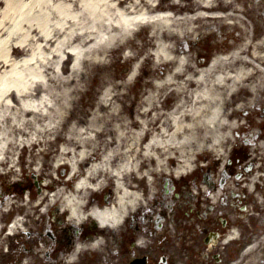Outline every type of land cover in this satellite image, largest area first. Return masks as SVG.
<instances>
[{
  "label": "bare ground",
  "instance_id": "bare-ground-1",
  "mask_svg": "<svg viewBox=\"0 0 264 264\" xmlns=\"http://www.w3.org/2000/svg\"><path fill=\"white\" fill-rule=\"evenodd\" d=\"M158 1L163 0H2L0 72L7 68V72L10 70L12 74L20 75L22 72L17 71L20 65L45 67L57 62L61 65L58 75L68 78L64 83L69 93L58 102L48 97L49 86L41 80L40 88L35 85L26 88L29 90L27 98L35 100V104L28 100L29 107H22L18 117L6 110L9 117H13L11 135L3 137L0 144V164L9 165L7 173L16 172L15 155L19 149L27 147H41V157L38 156V172H41L53 155L48 146L58 140L62 142L53 168L66 167L69 178L59 181L65 188L58 189L53 197L40 199L38 208L43 206L42 209L46 210L44 203L56 205L58 198L74 223L84 224L91 215L102 228H115L126 214L145 206L144 186L157 200L159 182L168 178L174 181L190 172L195 156L210 155L222 162L227 157L228 147L236 145L234 139L237 140V131L241 128L239 114L254 112V115L258 107L264 106V24L255 29L253 20H239L244 36L243 42L235 48L237 52L200 68L202 61L192 63L188 47L174 48L175 45L184 43L188 46L184 40L192 39L196 34L194 23L197 20L215 22L228 18L218 12L207 15V11L215 12L225 4L241 3L193 0L201 12L193 18L175 19L170 13H161L164 17L153 14L159 10ZM173 1L168 8L183 4L181 10H185L189 6L186 0ZM82 14L93 19L90 24L93 31H84ZM102 19L108 23H102ZM140 23L157 26L160 30L158 39L163 42L161 49L167 56L163 64L174 63L172 74L158 79L160 83L155 86V93L148 94L143 101V111L126 113L125 118L115 121L112 129L108 130L112 120L106 128L102 124L106 116L124 114L116 111L120 100L118 92L99 99L90 117L81 118V114L76 113V121L69 124L63 134V125L73 115L71 109L78 108L76 95L90 80L86 68H83L86 77L75 79L70 76L69 65H87L97 74L104 72L110 62L107 60L109 54L116 52L115 48L122 46L121 43L132 45L135 54L128 59L136 60L145 52V45H155V35H144ZM210 27L206 24L204 29ZM140 35L142 45L131 39ZM37 52L44 58L35 56ZM149 57L151 55L147 60ZM48 68L54 73L53 67ZM140 71L141 68H133V73ZM45 76L53 80L46 70ZM135 78L136 82L141 79L139 75ZM7 81L4 74L0 78V97L4 94L1 88H5ZM37 89L42 91L36 98L31 91ZM7 91L9 93L4 94L0 107L9 96L16 99L14 89ZM18 96L15 102H18ZM173 97H177L176 106L162 111L163 104ZM135 105L136 102H132V106ZM8 107L14 110L13 105ZM45 107L48 109L43 112ZM32 115L41 116V119L32 122ZM250 120V125L261 124L254 118ZM29 122L36 125L35 132L29 134L26 129L22 132L24 124ZM112 184H115V196L110 202L97 198L105 187ZM10 207L11 202H7L4 209ZM4 222L5 214L1 211L0 231L5 229ZM24 226L25 221L16 223V229ZM13 231V228L9 229V232ZM8 239L11 237L0 235V246L4 247Z\"/></svg>",
  "mask_w": 264,
  "mask_h": 264
},
{
  "label": "rangeland",
  "instance_id": "rangeland-1",
  "mask_svg": "<svg viewBox=\"0 0 264 264\" xmlns=\"http://www.w3.org/2000/svg\"><path fill=\"white\" fill-rule=\"evenodd\" d=\"M187 4L189 5L185 10H181L183 8V4L179 6L178 8H168L169 5L174 4L173 0H163L158 1L157 6L159 7L158 12L153 13L155 15H159L160 17H164L163 15H160L161 13H170L172 14L175 19L178 18H184L189 17L193 18L197 16L201 10L197 8L195 2L193 0H186ZM239 2V1H238ZM246 2V1H244ZM237 3V2H236ZM240 3V2H239ZM238 3V4H239ZM256 6V5H255ZM0 9H1V3H0ZM263 10L261 12H264V6H258L257 11ZM222 12L225 17L224 21H208V20H202L199 19L194 23V27L197 29L196 34L190 38H185V42H187L188 46H186L184 43H177L174 48H178L181 46L188 47L189 50V59L192 60V63H203V67H207L210 65L212 61V57H214L216 54H227V56H232L234 50H236V46L239 43L243 42V31L242 27L239 24V20L241 21H248L250 22L253 20L255 22V26L253 28L261 27L262 24H264L263 16H259L256 14L255 8L253 5H236L233 3L231 6H227L225 4L224 7L219 9L215 12L207 11V15H210L211 13H217ZM238 15V16H237ZM259 20H257V16ZM256 16V17H255ZM262 17V18H261ZM158 18V17H157ZM93 19L89 15L82 14V23L84 31H93L91 28V23ZM102 23L107 24L108 21L105 19L101 20ZM208 24L210 25V29L205 30L204 26ZM225 26V27H223ZM140 29H142V32L144 35H155V45H145V52L143 54H140L138 58L134 61L129 60L128 58L133 56L135 54V49L132 47V45H129L128 43H121L122 46H118L115 48L114 53H110L109 59L110 62L108 63L107 67L105 68L104 72H100L99 74L92 71V68L90 66L87 67L81 65L82 67H79V65H69V68L71 70V75L73 78L77 77H86V74L83 70V68L88 69V73L90 75V80L87 84H84V88L80 93L76 95V100L79 102L77 109H71V112L73 115L70 116V119L67 124L63 125L62 132L65 134L69 124L76 121V118L78 115L76 113L81 114V118L90 117V114L92 111L96 110L97 103L99 102V99L107 96L109 93L114 94L117 93V97H119L120 100L117 102V108L116 111L123 112L122 115H116V116H106L103 127L106 128L108 125V122L112 120L110 124L112 126H108V130L112 129L114 125L116 124L115 121L121 120L122 118L126 117V113H139L143 111L144 105L143 101H145V97H147L148 94L154 92L155 93V86H158L160 82H158V79L162 77L163 75H171L174 68V63L168 62L166 66H164V62L167 61V56L165 52L161 49V45L163 42L161 39H158L160 36V30L157 26L150 25H140ZM165 36V35H164ZM166 37V36H165ZM131 39L135 40L136 43H139L142 45V37H131ZM158 39V40H157ZM99 42V39H97ZM149 59L147 60L148 56ZM35 56L39 58H44V55L40 54V52H37ZM220 58V57H217ZM151 59V60H150ZM106 60V62H107ZM147 60V61H146ZM56 63V64H55ZM48 67L54 69L51 71ZM133 68H141L140 72L133 73ZM61 69V65L57 62H54L53 65H48L43 67V65L39 66H32L27 67L24 65H20L17 68V71H21L22 74L15 75L10 72V70L7 72V68L1 69L2 72H0V78L6 74V77L8 81L6 84H2L5 86V88H1V90L4 91V94L9 93L7 90L14 89L16 93V99L17 96L21 93V96H18V102H15L16 99L11 98L10 96L6 98L2 103V106L0 107V144H2V138L6 135H11V126L13 125V117H9V112L6 110L9 109L12 111L14 115L19 116V113L21 112L20 109L28 108L30 100L32 103H36L35 100L31 98H27V92L29 90H26L27 87L31 86H37V88H40L39 82L43 80L46 84V86H49V89H47L48 97L50 99H53V102H58L59 99L62 96H66L69 93L68 86L64 83L65 80H67V77H63L62 75L59 76L58 73ZM144 69V71H143ZM33 70V71H32ZM45 70L47 71L50 78L53 80H48V78L45 75ZM63 70V69H62ZM149 70L152 72L150 73ZM264 70V69H263ZM53 73V75H52ZM140 76V81L136 82L135 76ZM25 77V80L23 81ZM96 80V82H93ZM181 81V79H178ZM23 81V82H22ZM27 86H25V85ZM138 84V85H137ZM116 85V88L114 87ZM120 85V87H118ZM21 87V91H20ZM113 87V91L112 90ZM42 90H34L31 91V93H34V96L37 98L40 96ZM120 91V92H119ZM12 92V91H10ZM3 95L0 97V102L2 101ZM119 95V96H118ZM176 98L173 97L171 100H168L166 104H163L162 111L166 112L170 109H173L174 106H176ZM163 101V99H162ZM132 102H136L135 106H132ZM14 106V110H11V107L8 106ZM166 107V108H165ZM48 109V107L43 108V112H45ZM52 109H55L53 106ZM36 112H41L38 110H35ZM258 117H260L262 121H264V106L258 107L255 110ZM254 113V112H252ZM252 113H246L241 112L239 114L240 116V127L246 126L247 128H252L251 125H248L247 122L250 118V115ZM32 122L35 120L41 119V116L38 115H32L30 117ZM36 125L33 123H25L22 129V132H25V129L29 131V134L32 132H35ZM261 130H264V123L263 125L259 126ZM240 128L239 130H241ZM238 130V131H239ZM16 130H14L15 133ZM237 131V132H238ZM244 131V130H243ZM262 134L264 132L262 131ZM207 137H210V135L207 134ZM234 138V137H233ZM235 143L237 145V140H235ZM254 142H245L244 140H241L238 142V147H252ZM62 142L61 141H55L53 144L48 146V150L53 153V155L49 158V160L46 161L45 166L41 172H38V168H40V161L38 159V156L41 157V147H27L22 148L17 151V154L15 155V159L17 162V166L15 168V173H7L9 170V165L5 164L0 167V188L1 189H10L8 190L10 193L7 194V199L10 200L13 198V201L16 200V203L13 205H17L18 202H21L22 197L21 193H23L22 189L19 188H13L14 184L17 182L16 179L23 178L22 182H24V179L27 180L26 175H36L37 179L31 178V188L33 190V195H37L38 191L42 194L40 198L46 197L49 198L51 192L57 193L58 189H64L65 186L62 185L59 181L62 179L65 180L68 176V169L65 167L63 169H58L56 166L55 159L58 154L59 147H61ZM233 145V144H232ZM229 146L227 149V154L230 155L231 150L234 146ZM261 147L264 146V141L260 142ZM254 150V147H252ZM264 149V148H263ZM252 150V154L249 156L257 157L258 154ZM263 154V152H262ZM261 154V155H262ZM204 155V156H203ZM200 154V157L203 158V164L206 162L207 167L209 166V161L211 159L210 155ZM197 156H195L193 159L196 160ZM210 166H213V163H211ZM209 169V168H208ZM65 174V175H64ZM15 179V180H14ZM15 181V182H14ZM42 183V184H41ZM42 188L43 184L46 188H43L41 190H38V186ZM21 186V185H18ZM23 186H25L23 184ZM13 188V189H11ZM39 188V189H40ZM0 189V193H1ZM107 191L102 193V195H98L101 199H103V195L107 196ZM54 194V195H55ZM53 195V196H54ZM24 197V193H23ZM37 198V197H36ZM109 198V194H108ZM104 200V199H103ZM149 200V199H148ZM35 199L30 200V198H27L26 202H29V206L33 208V203ZM50 210V208L48 209ZM151 213L153 214V209H150ZM33 211V210H32ZM31 211L32 218L29 219L30 223H32L30 226L33 227L35 225V222H39V219L36 214L33 215ZM1 212V211H0ZM19 213V212H17ZM34 219V220H33ZM259 224H261L260 221H257ZM249 232H252V228H248ZM23 242L27 244V242L23 239H18V237L14 238L12 242H7L6 246L3 247L0 246V254H6L8 248L15 249V246L18 245L19 242ZM7 248V249H6ZM10 261L16 260L17 255H6L2 256Z\"/></svg>",
  "mask_w": 264,
  "mask_h": 264
},
{
  "label": "flooded vegetation",
  "instance_id": "flooded-vegetation-1",
  "mask_svg": "<svg viewBox=\"0 0 264 264\" xmlns=\"http://www.w3.org/2000/svg\"><path fill=\"white\" fill-rule=\"evenodd\" d=\"M255 191L263 200L256 199L239 182L236 192H223L217 205H211L209 197L216 192L213 186L198 200L191 197L187 222H169L179 223L175 231L166 228L163 221L146 216L111 231V241L91 251L85 250L83 229L45 221L34 240L27 244L20 241L15 252L20 263L25 260L31 264H131L135 260L144 264H245L243 227L257 221L264 223V178L257 179ZM254 226V239L261 242L264 233H258V226ZM87 244L91 248L95 243L90 240ZM40 245L45 250L39 258Z\"/></svg>",
  "mask_w": 264,
  "mask_h": 264
}]
</instances>
